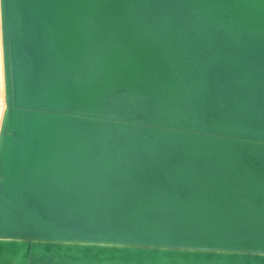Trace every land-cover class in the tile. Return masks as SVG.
Wrapping results in <instances>:
<instances>
[{
    "label": "water",
    "instance_id": "water-1",
    "mask_svg": "<svg viewBox=\"0 0 264 264\" xmlns=\"http://www.w3.org/2000/svg\"><path fill=\"white\" fill-rule=\"evenodd\" d=\"M0 7V264H264V0Z\"/></svg>",
    "mask_w": 264,
    "mask_h": 264
},
{
    "label": "bare ground",
    "instance_id": "bare-ground-1",
    "mask_svg": "<svg viewBox=\"0 0 264 264\" xmlns=\"http://www.w3.org/2000/svg\"><path fill=\"white\" fill-rule=\"evenodd\" d=\"M6 107L5 98V74H4V58L2 43V27H1V7H0V128Z\"/></svg>",
    "mask_w": 264,
    "mask_h": 264
}]
</instances>
